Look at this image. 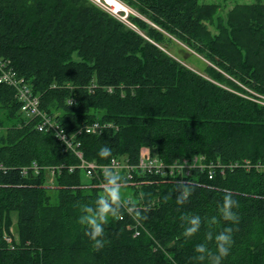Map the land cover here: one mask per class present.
<instances>
[{"label": "trees", "instance_id": "16d2710c", "mask_svg": "<svg viewBox=\"0 0 264 264\" xmlns=\"http://www.w3.org/2000/svg\"><path fill=\"white\" fill-rule=\"evenodd\" d=\"M85 1L0 0V69L16 81L0 70V264H207L196 245L215 252L207 237L226 225L222 264H264V3L222 16L200 0H119L135 11L125 21ZM21 89L40 114L21 110ZM43 118L53 127L40 131ZM142 149L188 169L148 173ZM112 160L133 167L117 172L133 211L109 218L97 249L79 216ZM226 193L235 222L220 212ZM192 215L201 228L187 236Z\"/></svg>", "mask_w": 264, "mask_h": 264}, {"label": "clouds", "instance_id": "9594fccd", "mask_svg": "<svg viewBox=\"0 0 264 264\" xmlns=\"http://www.w3.org/2000/svg\"><path fill=\"white\" fill-rule=\"evenodd\" d=\"M112 149L107 145L101 146L99 155L101 157H109ZM104 186L105 194L98 195L95 199V204L85 205L82 209V214L79 216V223L84 226L85 234L93 243V247L100 249L105 244V226L109 222L110 217H118L121 215L124 205H129L127 210L133 211V206L130 202L124 201L122 197V181L123 178L112 169H106L104 172ZM188 193L183 191L177 196V203L183 205L186 203ZM236 201L232 198L230 193H226L223 203L220 207V212L224 220L237 221L239 219L237 213L234 211ZM187 226L185 227V234L192 236L201 228V217L199 215H192L187 219ZM232 227L226 225L224 230L213 235L209 233L207 239H214L215 252L209 249L206 242H201L196 245V252L198 260L201 262L207 261V264H222V260L228 256L232 244Z\"/></svg>", "mask_w": 264, "mask_h": 264}, {"label": "built area", "instance_id": "2783aa9c", "mask_svg": "<svg viewBox=\"0 0 264 264\" xmlns=\"http://www.w3.org/2000/svg\"><path fill=\"white\" fill-rule=\"evenodd\" d=\"M96 3L100 4L101 7L106 9V5L102 3V1L100 0H96ZM112 14L117 15L116 12L114 11H110ZM125 19V18H122ZM2 70V69H0ZM2 78L3 80L7 81L9 84H13L16 81L13 79L12 74L10 72V70L5 71L2 70ZM19 97L22 101V105H21V110L25 113V114H40V112L37 109V101L35 98H31L30 95L28 94V91L25 89H21L19 90ZM53 127L51 125V123L49 122L48 119L43 118L42 122L40 123V125L38 126V129L40 131L45 130V129H49ZM102 126L98 123H93L91 125H89L88 127L85 128V132L87 133H96ZM57 133V136L59 139H61L62 141H64L66 144H68L67 140L65 139L64 135L61 133ZM68 146H71L70 144H68ZM146 149H142L141 154H140V161L138 164V167L145 170L148 173H155V174H159L162 176L166 175V170H167V174H171L173 172V170H176L177 168L180 169H188V165L185 164V162L178 164V165H173V166H167L166 164H164L161 161H158L156 159L151 158V155L149 153V151H145ZM77 155L79 156L80 154L77 153ZM1 165H0V169H1ZM34 168H37L36 165L33 166ZM86 173L88 175H91L92 172L95 170V166L93 164H86L85 165ZM113 169L115 170V172H120L122 170H126L127 171V178L131 179V171L133 170V167L128 166L127 164L125 165H121L120 163H118L115 160H112L109 167H107V169ZM102 187L104 185H101ZM138 234V231H136L135 235Z\"/></svg>", "mask_w": 264, "mask_h": 264}, {"label": "rangeland", "instance_id": "374dc122", "mask_svg": "<svg viewBox=\"0 0 264 264\" xmlns=\"http://www.w3.org/2000/svg\"><path fill=\"white\" fill-rule=\"evenodd\" d=\"M89 1L92 2V3H96V0H89ZM89 1L86 0L85 2L89 3ZM257 1H260V2L264 3V0H200L201 3H215V4H218L220 6V13L219 14L222 15V16H225L227 14V12L229 10H231V8L233 6H235L236 4L253 3V2H257ZM98 5H100V4H98ZM123 5L125 7H127L125 4H123ZM100 7H101V5H100ZM106 11H113V10L111 9V7L106 6ZM116 14L117 15H115V16L119 17L121 20H125L126 21V18L128 16V14H135V11L133 9L128 8V12H118ZM122 18H125V19H122ZM210 29L213 31L212 28H210ZM176 43L179 44L178 42H176ZM179 45H181V44H179ZM181 46H183V45H181ZM183 47L186 48L185 46H183ZM178 48L179 47L176 44L171 43L170 45H168L167 50L164 49V51L167 54H169L170 56H174V55H176L178 53ZM186 50H188V49L186 48ZM188 51H189L190 54H193V56L189 60H184L183 59L182 63L184 65H186L187 67L192 68L194 70H198V71L201 70L202 66H203L202 63L204 61L206 62V60H204L201 56H199L196 53H194L192 50H188ZM145 151H148V150L146 149ZM121 192H122L123 200H126L128 198H131V199L133 198L134 190H133L132 187H129V186L123 187L122 186Z\"/></svg>", "mask_w": 264, "mask_h": 264}, {"label": "bare ground", "instance_id": "6f19581e", "mask_svg": "<svg viewBox=\"0 0 264 264\" xmlns=\"http://www.w3.org/2000/svg\"><path fill=\"white\" fill-rule=\"evenodd\" d=\"M102 1L106 6L111 7V9L118 13V12H128V8L125 7L121 2L118 0H100Z\"/></svg>", "mask_w": 264, "mask_h": 264}]
</instances>
